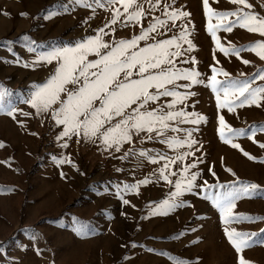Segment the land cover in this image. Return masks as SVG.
Listing matches in <instances>:
<instances>
[{
	"label": "rangeland",
	"instance_id": "1",
	"mask_svg": "<svg viewBox=\"0 0 264 264\" xmlns=\"http://www.w3.org/2000/svg\"><path fill=\"white\" fill-rule=\"evenodd\" d=\"M66 3L71 6V0H0V87L8 90L0 104L18 109L15 119L6 111L0 112V143L4 145L0 147V264H174L184 261L239 264L241 256L249 264H264V192L238 200L234 210L260 217L259 220L225 225L211 199L225 190L220 187H209L207 193L204 187H198L180 197L190 206H181L167 215H152L151 209L174 191V183L168 184L152 175L163 162L152 164L135 157L122 161L102 153L91 143H76L75 137L67 149H62L55 139L61 128L55 126L50 116H36L23 102L31 86L44 82L54 67L44 64L35 69L25 68L24 63L35 60L38 53L70 46L75 39L94 35L95 29L111 19L109 10L95 5V12L92 8L75 7L65 13ZM164 3H173V0H162L161 8ZM247 3L252 5L250 11L264 16V0H247ZM174 7L190 13L183 22L191 21L189 39L196 46L188 56H194L197 63L178 66L195 67L205 81L211 75V66L223 68L233 77L240 72L252 76L264 68V60L254 52L243 51L237 58L225 56L216 48L207 30L209 22L203 0H175ZM209 7L215 11H235L242 6L230 0H209ZM49 12L51 18L45 19ZM21 13L28 15L21 16ZM160 14L157 11L154 15ZM151 19L149 14L141 24L146 27ZM212 23H216L215 19ZM180 24L177 21V29L167 35L177 33ZM112 27L115 33L105 39L130 38L138 34L140 26L122 28L118 22ZM217 36L225 47L264 41L258 33L239 27L231 33L220 31ZM182 47L186 49L187 44ZM29 48H35L36 52H30ZM17 58L21 61L19 64L15 63ZM243 59L250 63L244 65ZM253 86H264V80L257 78ZM189 90L196 95L186 102V111L207 117V122L201 123L199 131L194 133L203 147L183 162L188 164L201 158L197 169H192L200 172L197 183L203 186L207 180L208 185L228 186L243 181L264 189V163L260 162L264 161V148L259 147L264 143V132L257 131L252 139H238L240 149L221 141L218 133L220 115L234 129L264 125V106H245L230 113L227 109H217L210 87L196 85ZM22 112L29 115L24 116ZM129 147L133 145H125L123 151ZM134 147L175 155L158 142L146 141L141 145L136 140ZM243 152L255 159H248ZM61 155L70 157L72 164L58 165L53 161V156L60 158ZM120 155L116 153L115 157ZM173 171H178L177 165H173ZM146 177L151 182L140 185L138 193L117 195V184L121 187L136 184ZM176 178L171 179L174 182ZM205 194L209 199L204 198ZM124 199L129 202L125 204ZM225 227L255 233L252 246L238 254L224 233Z\"/></svg>",
	"mask_w": 264,
	"mask_h": 264
},
{
	"label": "snow or ice",
	"instance_id": "2",
	"mask_svg": "<svg viewBox=\"0 0 264 264\" xmlns=\"http://www.w3.org/2000/svg\"><path fill=\"white\" fill-rule=\"evenodd\" d=\"M161 2L162 0H71V6L64 4L65 13L75 10V7L92 8L93 12L94 5L102 7L111 12V19L103 27L95 29L94 35L75 39L70 46L56 47L51 51L38 53L35 60L24 63L25 68L35 69L44 64L54 67L44 82L31 86L32 90L23 102L34 110L36 116H50L55 126L61 128L55 139L62 149H67L75 137L76 143L79 144L81 141L91 143L102 153L106 152L122 161L135 157L152 164L163 162L152 175L156 176L157 180H163L168 184L174 183V191L151 209L152 215H167L181 206H190L180 200V197L198 187H204L206 193L209 187H220L225 190L211 199L225 225L259 220L260 217L234 212L238 200L264 192L259 185L243 181L228 186L208 185V181L205 180L201 186L197 183L200 172L192 171L202 162L201 158L197 157L188 164L183 162L203 147L194 133L199 131L198 126L201 123L207 122V117L202 114L186 111L188 107L186 102L196 95L189 89L196 85L210 87L215 94L217 109H227L230 113L245 106L262 107L264 86L254 87L253 84L257 78L264 80V68L258 69L252 76L240 72L233 77L225 69L211 66V75L205 81L201 79L202 73L195 67L178 66L197 63L194 56H188V53L196 48L189 39L191 31L188 25L191 21L183 22L190 13L174 7L175 0L173 3H164L162 8ZM230 3L242 7H237L235 11H215L209 7V0H203L204 13L209 22L207 30L216 48L225 56L240 58L241 52L250 51L264 60V41H256L241 47L234 45L225 47L221 44L217 33L220 31L231 33L236 27L264 37V16H258L250 11L252 5L247 3V0H230ZM145 5L148 6L147 9ZM157 11L161 13L159 16L154 15ZM149 14H152V19L145 27L141 21ZM27 15L21 13V16ZM51 16L52 13L49 12L45 19ZM230 17L234 19H229ZM213 19L216 21L215 24L212 23ZM177 21H181L180 30L168 36L169 32L177 29ZM118 22L122 28L129 26L135 28L139 25L138 34H133L130 38L105 39L110 33H115L116 29L112 26ZM24 39L27 41V36ZM183 44H187L186 49L182 47ZM29 51L34 53L36 49L29 48ZM182 57L185 58L181 59ZM20 62L19 58L15 61L17 64ZM4 63L8 61L5 60ZM242 63L248 65L250 61L243 59ZM220 76L223 77L222 80L218 79ZM179 81L188 83L181 84ZM7 94L8 90L0 87V101H3ZM5 111L15 119L18 109L0 104V112ZM21 114L29 115L27 112ZM257 131L264 132V125L234 129L226 123L223 115L219 116L220 140L234 149H240V144L236 142L238 139L241 137L252 139ZM136 140H139L141 145L146 141L166 145L175 155L170 156L167 152L152 149H136L134 147ZM125 145L133 147L123 151ZM197 145L199 147H196ZM3 146L0 143V147ZM259 147L264 148V143ZM116 153L122 155L115 157ZM243 155L250 160L255 159L247 152H243ZM52 159L58 165L72 164L67 155H61L60 158L53 156ZM173 165L178 166V171H173ZM73 167L76 165L73 164ZM209 171L213 176L216 175L211 169ZM226 171L232 172L231 169ZM61 175L63 176V173ZM172 177H177L174 182ZM150 182V178L146 177L136 184H124L123 187L117 184V195L138 193L140 185H147ZM204 198L209 199L207 194ZM123 202L127 204L129 201L124 199ZM224 233L238 254L251 247L253 237L256 236L255 233L237 231L231 227H225ZM239 264L249 262L241 256Z\"/></svg>",
	"mask_w": 264,
	"mask_h": 264
}]
</instances>
